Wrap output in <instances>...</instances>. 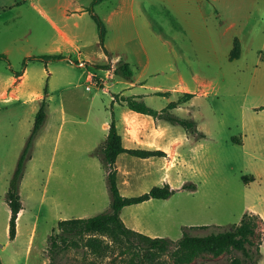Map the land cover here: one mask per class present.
Instances as JSON below:
<instances>
[{"label":"rangeland","instance_id":"374dc122","mask_svg":"<svg viewBox=\"0 0 264 264\" xmlns=\"http://www.w3.org/2000/svg\"><path fill=\"white\" fill-rule=\"evenodd\" d=\"M110 1L0 0V55L6 57L0 58V263L49 264L48 238L57 232L58 221L109 209L100 158L104 125L111 123L112 113L128 109L122 97L134 96L151 109L193 120L197 131L160 118L168 128L166 142H178L171 167L166 168L163 157L119 158L117 186L122 196H138L164 183L175 190L167 199L128 206L124 217L129 211L146 233L176 241L183 227L209 226L190 231L206 235L239 224L245 213L257 214L259 227L252 240H261L256 264H264V0H240L238 10L227 0H209L211 47L202 30L196 47H184L188 41L183 35V47L170 46L168 38L176 31L165 27L163 16L159 21L144 19L149 10L146 5L141 10L138 3L134 8L145 13H137L136 20L120 9L116 23L106 24L110 6L117 3ZM90 10L105 24L108 58ZM233 15L238 21L228 31ZM231 32L243 43L236 60L228 58L232 47H224ZM63 33L87 54L85 67L70 53H64L63 60H27L72 47ZM140 42L148 47H140ZM24 61L25 82L20 84L21 77L9 80L10 68L21 72ZM124 63L130 77L120 70ZM138 77L145 89L129 86L128 81ZM23 88L32 97L16 99ZM183 92L194 96L166 109ZM141 93L144 100L133 95ZM43 99L46 120L34 140L32 160L25 164L19 187L22 211L11 240L6 194ZM250 177L254 179L245 180ZM187 183L195 189H180ZM235 257L242 254H203L190 264H227ZM61 258L59 264H113L110 258L95 259L83 247L69 248Z\"/></svg>","mask_w":264,"mask_h":264},{"label":"trees","instance_id":"16d2710c","mask_svg":"<svg viewBox=\"0 0 264 264\" xmlns=\"http://www.w3.org/2000/svg\"><path fill=\"white\" fill-rule=\"evenodd\" d=\"M104 0H93V5ZM91 16L96 23L99 44L104 47L106 27L102 19L93 11ZM239 45L237 42L231 52V59L237 57ZM0 58L6 59L5 55ZM41 62L50 60H63L60 54H46L36 57H28ZM26 60V59H25ZM15 72L10 68L12 74L18 79L25 70ZM126 76L130 77L132 72L127 63L120 65ZM46 93V91H45ZM194 96L192 93H184L176 102H171L166 109H172L179 104L188 101ZM115 98V97H114ZM126 106L135 112L150 115L154 118H166L177 123L191 133L197 131L196 123L190 119H181L171 116L166 110L156 111L147 107L143 102L133 97L121 98ZM45 99L41 101L40 107L35 115L34 125L31 129L23 150L19 156L16 168L9 182L6 194L7 203L10 209L8 232L12 240L16 235V220L22 210V202L19 193L25 164L31 158L34 140L46 120ZM121 153H127L139 158L162 157L166 154L162 150L151 149H126L122 145V138L112 121L109 125L106 139L100 149V158L106 170L107 185L110 193V207L107 211L88 218L63 219L57 223V232L52 233L48 238L46 250L49 264H59L61 254L69 248L83 247L87 254L97 260L110 258L113 264H117V258L126 264H190L193 260L203 254H211L215 257L221 256L230 251H238L242 258L235 257L227 264H256L261 257L260 241L254 242L252 237L256 235L259 227L260 217L254 213H245L239 224L232 225L206 235H194L193 229H205L209 226L183 227L181 238L174 241L163 237H150L143 233L128 228L120 217V211L125 206L139 204L150 199H167L175 190L169 184L154 186L148 192L134 197L122 196L117 186L116 158ZM253 177L245 178L246 181L253 180ZM180 189H195V185L187 183ZM1 264V263H0ZM95 264V263H93Z\"/></svg>","mask_w":264,"mask_h":264},{"label":"crops","instance_id":"0c3cea01","mask_svg":"<svg viewBox=\"0 0 264 264\" xmlns=\"http://www.w3.org/2000/svg\"><path fill=\"white\" fill-rule=\"evenodd\" d=\"M111 2L110 0H104L103 2ZM116 6L111 5L107 14V17L104 19V22L107 24L114 25L117 21L116 15L120 9H124L125 15L131 17V20H136L137 13L141 12V14L145 13L140 11V7L134 8V5L138 3V5H142L141 10L144 9L146 5L147 16L143 17L144 19H153L159 21L161 16H163V21L165 27L173 28L176 32L171 34L170 38H168L170 46L173 47H183V43L180 40V36L183 35L186 37L188 44H184V47H196L198 31L202 30L205 33L204 42L212 46V39L210 37L211 28L209 19L212 17L211 6L209 0H116ZM229 1L230 6L233 10H238L240 7V0H227ZM101 3H99L100 5ZM257 15H261L260 12L256 11ZM146 15V14H145ZM230 26H228V31L232 30L236 26V22L238 18L234 15L230 19ZM64 39L69 42V45L72 47H57L56 50L50 51L51 53H59L63 55L64 53L75 54L77 56V64L83 65L85 67L88 62H86L88 56L85 54L80 47L73 46L72 40L68 38L64 33L62 34ZM167 40H165L166 42ZM238 41L239 45V53L237 57L231 59V52L234 48L235 42ZM104 47L107 51V55H109V50L107 47H111L107 44L105 39ZM140 47H148L143 42H140ZM224 47H232L229 53V60L239 59L243 54V43H240V38L237 32L228 33L226 39L224 41ZM105 54V56L108 58ZM105 57V58H106ZM116 60V59H115ZM114 60V61H115ZM107 61V60H106ZM94 65V64H92ZM21 81L20 84L24 83L27 77V69L24 70L23 74L20 76ZM9 80H15V77L10 75ZM140 77L136 78L134 81H128L130 87H134L138 85L140 88L145 89V85L140 81ZM19 87V86H18ZM17 88V87H16ZM185 91V89L182 88ZM2 92V91H1ZM38 97L41 96L40 93ZM184 94V92H183ZM138 97L140 100H144L145 93L141 94H133ZM32 97V93H27L24 88L16 95V99L20 100L21 97ZM25 102V99L24 101ZM125 105L126 103L123 102ZM116 116L112 113L111 122L113 121L118 133L122 138V145L126 149H151V150H162L166 155L162 156L166 160V168L171 167L174 164V161L177 157V152L175 146L178 144L177 139L172 140L170 142H166V136L168 132V128L162 125V120L160 118H154L150 115L142 114L135 112L133 110L121 109ZM110 123H106L104 125V129H109ZM121 130V132H120ZM107 135V134H106ZM106 139V138H105ZM127 153H121L116 158V167H117V176L120 173V169L118 168V160L122 155H126ZM151 158V157H150ZM32 160V152L31 158L28 161ZM106 171V170H105ZM106 174V172H105ZM125 175H128L125 173ZM152 199L148 200L151 201ZM128 206H125L120 211V217L124 224L137 232H143L145 235L150 237H156L154 234H149L140 229L136 223L134 222L133 216L128 211L126 218L124 217V211L127 210ZM22 211V210H21ZM20 214V212H19ZM18 214V217H19Z\"/></svg>","mask_w":264,"mask_h":264},{"label":"built area","instance_id":"2783aa9c","mask_svg":"<svg viewBox=\"0 0 264 264\" xmlns=\"http://www.w3.org/2000/svg\"><path fill=\"white\" fill-rule=\"evenodd\" d=\"M80 66H82V65H80ZM88 89H90V88L88 87Z\"/></svg>","mask_w":264,"mask_h":264}]
</instances>
